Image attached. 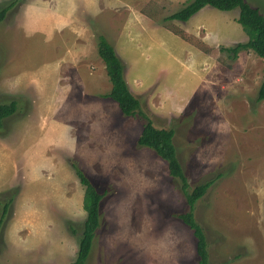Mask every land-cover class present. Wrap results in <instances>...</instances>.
I'll use <instances>...</instances> for the list:
<instances>
[{"label": "rangeland", "instance_id": "obj_1", "mask_svg": "<svg viewBox=\"0 0 264 264\" xmlns=\"http://www.w3.org/2000/svg\"><path fill=\"white\" fill-rule=\"evenodd\" d=\"M32 1L0 0L13 2L0 22V103L17 105L0 127V264H71L86 217L73 165L104 193L86 264H198L176 215L188 209L180 181L137 143L143 115L174 129L189 189L214 179L193 210L209 262L264 264V60L225 50L247 40L239 9L206 5L180 21L166 16L187 0H69L91 24L92 52L101 34L123 59L142 112L126 116L105 96L109 78L75 86L67 34L35 19ZM246 1L264 15V0Z\"/></svg>", "mask_w": 264, "mask_h": 264}, {"label": "trees", "instance_id": "obj_2", "mask_svg": "<svg viewBox=\"0 0 264 264\" xmlns=\"http://www.w3.org/2000/svg\"><path fill=\"white\" fill-rule=\"evenodd\" d=\"M12 5L13 2H10L8 5L0 8V22L4 19L8 8ZM206 5L225 11L238 8L239 13L236 20L245 32L247 40L237 42L233 46L226 47L225 50L230 52L233 57L242 50L252 51L264 60V15L257 6H252L246 0H187L183 7L170 13L166 18L186 21ZM97 38V53L105 64L106 73L112 85L110 91L105 96L114 100L121 112L126 116H134L136 113L142 114L139 109L140 103L138 98L129 90L124 79V63L122 59L116 53L113 45L103 35L100 34ZM263 99L264 76L256 94L257 101ZM16 108L15 100H11L8 103H0V127L2 119L11 115ZM143 117L145 121L137 137V143L151 148L155 154L166 162L168 174L180 181V188L185 194L188 209L184 212H178L176 215L192 230L195 238V252L198 257V264H217L209 262L206 236L203 228L195 219L193 212L195 202L202 197L214 179L206 180L189 189V183L182 170L173 142L174 129L155 127L146 115H143ZM73 167L80 183L84 186L82 207L86 212V217L78 238L75 257L71 264H86L87 257L92 248L95 231L99 225V203L104 193L99 191L80 169L74 165ZM7 207L8 203L6 202L0 217L1 219Z\"/></svg>", "mask_w": 264, "mask_h": 264}, {"label": "crops", "instance_id": "obj_3", "mask_svg": "<svg viewBox=\"0 0 264 264\" xmlns=\"http://www.w3.org/2000/svg\"><path fill=\"white\" fill-rule=\"evenodd\" d=\"M48 2L50 0H33L31 10L32 13H36L37 17L35 19L38 18L41 24L51 25L52 29L57 34L62 35L63 38L67 34L65 40L70 43L68 46L70 51H66L63 54L62 63L64 64V68L67 67L66 72L68 77L70 79L73 77L72 80L75 86L80 90L86 89L88 87L87 83L94 79L89 78L87 80L88 75L96 73L98 74V80H108L105 79L108 76L102 59L98 56V53L92 52L90 47L91 41L89 40L93 38V33L90 34V30L88 32V26L91 25L90 22L86 21L85 16L79 15L75 10H71L68 7L69 0H54L55 6L53 7L48 6ZM78 35L81 37L79 36L77 40L74 39V36ZM80 38L82 39L80 40ZM94 46L97 47L96 44ZM113 47L118 54L114 45ZM118 56L120 55L118 54Z\"/></svg>", "mask_w": 264, "mask_h": 264}]
</instances>
